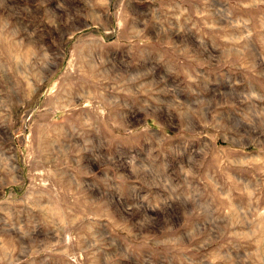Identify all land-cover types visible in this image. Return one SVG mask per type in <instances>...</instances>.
<instances>
[{"label": "rangeland", "instance_id": "rangeland-1", "mask_svg": "<svg viewBox=\"0 0 264 264\" xmlns=\"http://www.w3.org/2000/svg\"><path fill=\"white\" fill-rule=\"evenodd\" d=\"M0 264H264V0H0Z\"/></svg>", "mask_w": 264, "mask_h": 264}]
</instances>
